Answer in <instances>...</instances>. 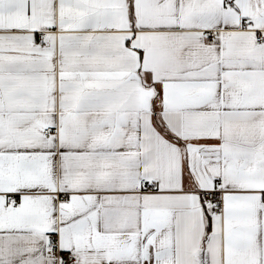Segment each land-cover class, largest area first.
<instances>
[{
	"label": "snow or ice",
	"instance_id": "obj_1",
	"mask_svg": "<svg viewBox=\"0 0 264 264\" xmlns=\"http://www.w3.org/2000/svg\"><path fill=\"white\" fill-rule=\"evenodd\" d=\"M0 264H264V0H0Z\"/></svg>",
	"mask_w": 264,
	"mask_h": 264
}]
</instances>
